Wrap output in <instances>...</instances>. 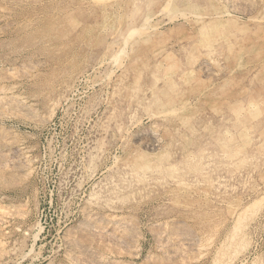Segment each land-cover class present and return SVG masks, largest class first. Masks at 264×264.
Instances as JSON below:
<instances>
[{
    "label": "rangeland",
    "instance_id": "1",
    "mask_svg": "<svg viewBox=\"0 0 264 264\" xmlns=\"http://www.w3.org/2000/svg\"><path fill=\"white\" fill-rule=\"evenodd\" d=\"M0 107V264H264V0H0Z\"/></svg>",
    "mask_w": 264,
    "mask_h": 264
},
{
    "label": "bare ground",
    "instance_id": "2",
    "mask_svg": "<svg viewBox=\"0 0 264 264\" xmlns=\"http://www.w3.org/2000/svg\"><path fill=\"white\" fill-rule=\"evenodd\" d=\"M99 1V0H98ZM102 1V0H101ZM169 4V3H168ZM164 6V8H165V5H163ZM168 6V5H167ZM166 6V7H167ZM177 8V7H176ZM161 10V9H160ZM165 10V9H164ZM166 11V10H165ZM169 11V10H168ZM159 12V11H158ZM162 12H163V10H162ZM190 12V11H189ZM180 13V12H179ZM193 13V12H192ZM181 14V13H180ZM171 15V14H170ZM184 15V14H183ZM193 16V15H192ZM181 17H182V15H181ZM168 18V17H167ZM13 20V19H12ZM148 20V19H147ZM148 22V21H147ZM148 25V24H147ZM139 26V25H138ZM144 27V26H143ZM146 27V26H145ZM144 27V28H145ZM111 28H112V26H111ZM117 28H118V26H117ZM154 29V28H153ZM119 30V29H118ZM137 30V29H136ZM135 30V31H136ZM116 31V30H115ZM142 31V30H141ZM131 33H133V32H131ZM230 33V32H229ZM112 35V34H111ZM132 35H134V34H132ZM131 36V35H130ZM130 36H128L127 38H129ZM141 36H143V35H141ZM124 37V36H123ZM140 37V36H139ZM131 38V37H130ZM263 38V37H262ZM129 40V39H128ZM139 40V39H138ZM131 41V40H130ZM129 41V42H130ZM132 42V41H131ZM122 43V42H121ZM86 45V44H85ZM125 47V46H124ZM120 48V47H119ZM122 52V51H121ZM118 55H120V54H118ZM122 55V54H121ZM21 58V57H20ZM119 62V61H118ZM34 64V63H33ZM30 66V65H29ZM30 68V67H29ZM35 68V67H34ZM6 69V68H5ZM33 69V68H32ZM7 70V69H6ZM10 70H12V69H10ZM22 70V69H21ZM31 70V69H30ZM17 72V71H16ZM10 73V72H9ZM25 73V72H24ZM17 74V73H16ZM107 74V73H106ZM17 76H19V75H17ZM106 76V75H105ZM9 77V76H8ZM11 78V77H10ZM9 78V79H10ZM31 78H32V76H31ZM63 78V77H62ZM7 79V78H6ZM17 79V78H16ZM20 80V79H19ZM83 80V79H82ZM164 80V79H163ZM29 81V80H28ZM11 82V81H10ZM26 82V81H25ZM30 82V81H29ZM14 83V82H13ZM19 83V82H18ZM25 84V83H24ZM7 89V88H6ZM21 89V88H20ZM11 90V89H10ZM19 93V92H18ZM12 94V93H11ZM21 94H23V93H21ZM22 96V95H21ZM28 97H29V95H28ZM32 97V96H31ZM13 98V97H12ZM30 98V97H29ZM146 98H148V97H146ZM156 99V98H155ZM21 100V99H20ZM19 102V101H18ZM5 104H8V105H11V104H13L14 102H12V100L10 99V100H8V101H6V102H4ZM180 103V102H179ZM160 105V104H159ZM161 105H162V103H161ZM163 106V105H162ZM0 109H1V107H0ZM3 109V108H2ZM169 109H171V108H169ZM182 109H183V107H182ZM250 109V108H249ZM161 110V109H160ZM174 111H176L175 110V108H173V112ZM4 112V111H3ZM15 112V111H14ZM161 113V112H160ZM160 113H159V115H160ZM172 113V112H171ZM14 114V113H13ZM168 114V113H167ZM170 114V113H169ZM151 115H153L152 113H151ZM162 115V114H161ZM253 115V114H252ZM254 116V115H253ZM234 118V117H233ZM152 121V120H151ZM242 126V125H241ZM239 127V126H238ZM240 132H242V131H240ZM81 137V136H80ZM15 149V148H14ZM7 150V149H6ZM12 151V150H11ZM13 151H15V150H13ZM2 152V151H1ZM10 152V151H9ZM8 153V152H7ZM11 154V153H10ZM226 154V153H225ZM112 159V158H111ZM248 161V160H247ZM150 162V161H149ZM4 164V163H3ZM19 164V163H18ZM155 165V164H154ZM152 167V166H151ZM155 167V166H154ZM149 170V172L151 171L150 169H148ZM171 170V169H170ZM257 171V170H256ZM131 172V171H130ZM138 172V171H137ZM125 173V172H124ZM128 173V172H127ZM161 173V172H160ZM3 176V175H2ZM3 178V177H2ZM138 178V177H137ZM136 178V179H137ZM140 178V177H139ZM231 178V177H230ZM141 179V178H140ZM122 180V179H121ZM181 180H179V182H180ZM128 182V181H127ZM111 183V182H110ZM145 184H147V183H145ZM150 184V183H149ZM116 185V184H115ZM127 185V184H126ZM177 185H178V183H177ZM99 186V185H98ZM124 186V185H123ZM151 186V185H150ZM112 187V186H111ZM134 187V186H133ZM142 187V186H141ZM126 188V187H125ZM138 188V187H137ZM118 189H120V188H118ZM34 190V189H33ZM108 190V189H107ZM110 190V189H109ZM111 191V190H110ZM107 192V191H106ZM112 192H113V190H112ZM126 192V191H125ZM1 193H2V191H1ZM95 194V193H94ZM108 194V193H107ZM133 194V193H132ZM162 194V193H161ZM93 195V194H92ZM122 195V194H121ZM130 195V194H129ZM261 195V194H260ZM63 196V195H62ZM91 196V195H90ZM94 196H97V195H94ZM175 196V195H174ZM92 197V196H91ZM109 197H111L110 195H109ZM127 197H128V195H127ZM93 198V197H92ZM97 198V197H96ZM101 198V197H100ZM103 198V197H102ZM114 198V197H113ZM113 198H110V199H112L113 200ZM122 198H123V196H122ZM160 198V197H159ZM107 199V198H106ZM119 199V198H118ZM99 200V199H98ZM124 200V199H123ZM257 200V199H256ZM103 201V200H102ZM101 201V202H102ZM107 201V200H106ZM162 201V200H161ZM110 202V201H109ZM112 202V201H111ZM124 202V201H123ZM102 203H104V202H102ZM111 204V203H110ZM128 205V204H127ZM244 205V204H243ZM97 206H98V204H97ZM122 206V205H121ZM120 206V207H121ZM113 207V206H112ZM115 207V206H114ZM130 207V206H129ZM119 209V208H118ZM117 209V210H118ZM154 209V208H153ZM167 209V208H166ZM175 210V209H174ZM190 210V209H189ZM93 211V210H92ZM127 212V211H126ZM201 214V213H200ZM87 215V214H86ZM94 215V214H93ZM104 215V214H103ZM113 215V214H112ZM239 215V214H238ZM240 215H241V213H240ZM118 216V215H117ZM154 216V215H153ZM242 216V215H241ZM99 217V216H98ZM101 217V216H100ZM167 217V216H166ZM173 217V216H172ZM237 217V216H236ZM243 217V216H242ZM238 218H239V216H238ZM98 219V218H97ZM242 219V218H241ZM225 220V219H224ZM243 220V219H242ZM94 221V220H93ZM239 221H241L240 220V218H239ZM134 222V221H133ZM148 222V221H147ZM185 222V221H184ZM135 223V222H134ZM196 223V222H195ZM258 223V222H257ZM136 224V223H135ZM191 224V223H190ZM220 224V223H219ZM181 225V224H180ZM2 226V225H1ZM83 226V225H82ZM211 227V226H210ZM233 227V226H232ZM206 229V228H205ZM194 230V229H193ZM208 230V229H207ZM197 231V230H196ZM194 232H195V230H194ZM234 232V231H233ZM176 233V232H175ZM196 234V233H195ZM214 235V234H213ZM174 236V235H173ZM176 236V235H175ZM174 236V237H175ZM82 237V236H81ZM187 237V236H186ZM211 237V236H210ZM230 237V236H229ZM13 238V237H12ZM178 238V237H177ZM185 238V237H184ZM195 238V237H194ZM198 238H200V237H198ZM201 238H203V237H201ZM83 239V238H82ZM175 239V238H174ZM209 239H211V238H207V240H209ZM229 239H233V237L232 238H229ZM217 240V239H216ZM234 240V239H233ZM236 240V239H235ZM75 241H77V240H75ZM224 241V240H223ZM246 241V240H245ZM234 242V241H233ZM242 242V241H241ZM244 242V241H243ZM242 242V243H243ZM211 243V242H210ZM255 243V242H254ZM220 244H221V242H220ZM219 244V245H220ZM226 244V243H225ZM232 244V243H231ZM240 244V243H239ZM33 245V244H32ZM207 245V244H206ZM205 245V246H206ZM209 245V244H208ZM226 245H229V243H227ZM234 245H236L235 243L233 244V246ZM243 245V244H242ZM241 245V246H242ZM81 246H83V245H81ZM223 246V245H222ZM240 246V247H241ZM79 247V246H78ZM204 247V246H203ZM207 247V246H206ZM209 247V246H208ZM218 247H220V246H218ZM69 248V247H68ZM67 248V249H68ZM76 248V247H75ZM237 248V247H236ZM163 249V248H162ZM198 249V248H197ZM207 249V248H206ZM216 249V248H215ZM220 249H221V247H220ZM72 250V249H71ZM210 250V249H209ZM223 250V249H222ZM229 250V249H228ZM77 251V250H76ZM235 251V250H234ZM181 252V251H180ZM179 252V253H180ZM205 252V251H204ZM171 254H172V252H170ZM216 253V252H215ZM200 254V253H199ZM225 254V253H224ZM238 254V253H237ZM260 254V253H259ZM27 255V254H26ZM94 255V254H93ZM194 255V254H193ZM216 255V254H215ZM218 255V254H217ZM230 255V254H229ZM112 257V256H111ZM169 257V256H168ZM175 257V256H174ZM214 256H212V258H213ZM222 257H223V255H222ZM243 257V256H242ZM165 258V257H164ZM178 258V257H177ZM196 258V257H195ZM210 258V257H209ZM89 259V258H88ZM95 259H96V257H95ZM118 259V258H117ZM170 259V258H169ZM216 259V258H215ZM227 259H229V258H227ZM192 260H193V258H192ZM219 260H221V259H219ZM225 260V259H224ZM259 260V259H258ZM14 261H15V259H14ZM17 261V260H16ZM182 261V260H181ZM213 261V260H212ZM217 261H218V259H216V263H217ZM20 262V261H19ZM91 262V261H90ZM136 262V261H135ZM159 262H161V261H159ZM18 263V262H17ZM16 263V264H17ZM86 263H88V262H86ZM138 263V262H137ZM224 263V262H223ZM143 264V263H142ZM161 264H162V262H161Z\"/></svg>",
    "mask_w": 264,
    "mask_h": 264
}]
</instances>
